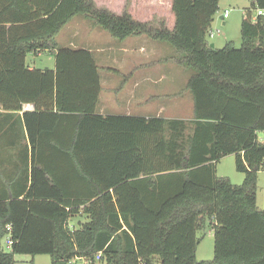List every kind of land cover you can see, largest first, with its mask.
Returning <instances> with one entry per match:
<instances>
[{
	"label": "trees",
	"instance_id": "16d2710c",
	"mask_svg": "<svg viewBox=\"0 0 264 264\" xmlns=\"http://www.w3.org/2000/svg\"><path fill=\"white\" fill-rule=\"evenodd\" d=\"M219 0H172L174 26L117 14L94 0H0V107L18 120L19 190L0 201V264L46 254L50 264H264V0L243 9L241 45L207 42ZM84 16L113 38L145 35L192 70L191 119L96 112L101 89L91 51L56 35ZM54 57L28 68L26 57ZM232 154L241 184L218 177ZM82 220L71 227L76 216ZM213 230L212 260H197V230ZM7 225L10 229H7Z\"/></svg>",
	"mask_w": 264,
	"mask_h": 264
},
{
	"label": "crops",
	"instance_id": "0c3cea01",
	"mask_svg": "<svg viewBox=\"0 0 264 264\" xmlns=\"http://www.w3.org/2000/svg\"><path fill=\"white\" fill-rule=\"evenodd\" d=\"M94 2L96 5L106 7L117 14L126 9L136 20L152 22V19H145L136 15L135 7L139 0H130L129 3L126 2L122 5L120 9H118L119 5H117L116 0L115 2L114 0H94ZM143 2V7H147V1L143 0ZM171 2L172 0H168L173 21L169 26L165 24L169 29H172L174 26ZM80 18L88 21L91 28L96 29V33L94 35L80 34L79 29L68 27L71 19L65 25L69 28L68 31L62 30L65 26L61 29V37L62 39L63 36L65 38L61 46L82 47L92 52L95 62L99 66L98 72L101 85L96 106L97 113L101 115L124 114L145 118L154 116L186 120L192 118L193 101L191 93L186 89V82L192 74V70L178 65L168 58L173 54V49L168 44L160 41L157 43L145 35L128 36L123 40L129 37H135L136 39L128 42L125 41L126 43L118 45L114 51L113 41L112 39H108L106 35L103 36L100 31H103V29L93 25L84 16ZM75 39L78 42H75ZM107 40H110L111 44ZM153 45L165 48V50H168V53L164 57L152 59L151 61L154 62L152 64L148 59L156 53ZM212 45L216 47L214 43ZM41 54L42 52L35 56H40ZM120 57L126 59L133 57V62L137 60V63H133L132 66L127 68H115L107 64L110 61L109 59L116 61ZM33 58L31 57L28 61L26 57L28 68H36ZM148 64L152 65L149 66ZM53 67L54 60L50 68ZM25 104L23 103L22 110L17 111L5 110L0 107V201L3 195L9 192V187H12L15 192L19 190L21 172L18 120L24 110L32 111L34 109L31 103L29 104L32 107L24 108ZM4 237H8V235Z\"/></svg>",
	"mask_w": 264,
	"mask_h": 264
},
{
	"label": "rangeland",
	"instance_id": "374dc122",
	"mask_svg": "<svg viewBox=\"0 0 264 264\" xmlns=\"http://www.w3.org/2000/svg\"><path fill=\"white\" fill-rule=\"evenodd\" d=\"M141 1V2H140ZM146 6H144L143 0H139L137 6L135 7V13L137 16L152 19V22L158 24L159 22H164L168 26L172 24L173 17L170 13L168 6V0H146ZM252 0H219L218 10L213 17L211 22L210 29L213 30L214 34L212 37L207 35V42L209 44L214 43L217 48L225 46L227 43L232 44L235 47L241 45V34H240V24L243 18V9L250 6ZM115 2V0H114ZM118 9L121 8L126 2L130 0H116ZM227 10L229 13L228 18H220V15ZM253 11V10H252ZM254 14V11L252 12ZM82 16H76L68 23V27H73V29H79L80 34L86 33L87 35H94L96 29L91 28V25L88 21L80 18ZM79 18V19H76ZM76 19V20H75ZM74 21V22H73ZM66 27V26H65ZM63 28V31H68L69 28ZM62 30L56 36L57 42L59 45H63L65 40L64 36L62 39ZM218 30V32L216 31ZM103 36L106 35L108 39H112L114 51L118 45L126 43L125 41H130L136 39L135 37H129L126 40H119L110 36V34L105 30H100ZM98 37V36H97ZM77 39H75V42ZM78 42V41H77ZM110 43V40H107ZM158 43V41H156ZM161 45V44H159ZM156 49V53L151 55L148 61L152 59H158L159 57H164L168 52L165 48H162L158 45H153ZM31 57H34V65L36 68H50L53 64L54 57L53 55L42 52L40 56H31L28 55L27 59L30 60ZM107 63L109 66L115 68L122 67L127 68L132 66L133 63H137V60L133 62V57L131 58H117L116 61L109 59ZM112 60V61H111ZM27 61V60H26ZM152 62V61H151ZM150 62V63H151ZM154 62H152L153 64ZM152 64H148L151 66ZM163 64V63H162ZM174 66H176L174 64ZM264 132H258V138H263ZM216 175L218 177H227L231 183L238 185L241 184L244 179V174L239 172L235 167V158L234 155L229 154L220 158L215 166ZM257 188H256V204L260 209L264 210V168L258 172L257 175ZM82 216H76L72 218L69 222V225L75 227L79 220H82ZM196 235L198 237V244L195 251V257L197 260L209 261L213 258V230L209 227V224L197 230ZM1 247L4 251H9L10 247L8 244V237H1L0 239ZM15 263L14 264H50V258L46 254H39L36 256L28 254H15L14 255ZM86 261L82 258L74 260V264H84ZM95 264H104L96 260Z\"/></svg>",
	"mask_w": 264,
	"mask_h": 264
},
{
	"label": "built area",
	"instance_id": "2783aa9c",
	"mask_svg": "<svg viewBox=\"0 0 264 264\" xmlns=\"http://www.w3.org/2000/svg\"><path fill=\"white\" fill-rule=\"evenodd\" d=\"M253 11H254V14H251V19L253 20V21H255L256 20V18L258 17V16H263L264 17V9H262V8H255V9H253ZM252 11V12H253ZM228 16H229V13H228V11L227 10H225L223 13H222V15H221V17L220 18H222V19H224V18H228ZM217 32H218V30H216ZM208 36L209 37H212L213 36V34H214V32H213V30H208ZM28 107H32V105L31 104H29V103H26L25 105H24V108H28ZM7 229H10V226L9 225H7V227H6ZM8 244H9V240H8Z\"/></svg>",
	"mask_w": 264,
	"mask_h": 264
},
{
	"label": "water",
	"instance_id": "95a60500",
	"mask_svg": "<svg viewBox=\"0 0 264 264\" xmlns=\"http://www.w3.org/2000/svg\"><path fill=\"white\" fill-rule=\"evenodd\" d=\"M221 17V16H220Z\"/></svg>",
	"mask_w": 264,
	"mask_h": 264
}]
</instances>
